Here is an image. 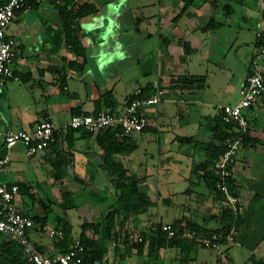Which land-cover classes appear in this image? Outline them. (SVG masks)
<instances>
[{"label":"crops","instance_id":"crops-1","mask_svg":"<svg viewBox=\"0 0 264 264\" xmlns=\"http://www.w3.org/2000/svg\"><path fill=\"white\" fill-rule=\"evenodd\" d=\"M5 1L7 0H0V4ZM65 1L35 0L28 7L17 11L14 16L15 34L8 32L16 40L14 76L6 79L0 86V93L5 92L7 98V104L0 109V125L30 130L40 119L48 115L56 125L64 126L74 113L105 110L103 94L111 90L113 96H116V78L122 76L120 65L135 68L145 54L147 39L155 36L157 42L156 51L154 50V54L157 53L155 73L151 75V70H141L137 77L138 83L128 84L123 101L119 105L115 97L116 104L120 106L119 112L122 111L131 98L132 90L137 86L149 87V91L165 89L168 98L159 102L162 104L160 107L156 108L158 103L145 110L150 125L148 130L139 133L157 132L163 129L162 119L165 116L163 107L169 106L170 102L167 100L175 97L173 100L177 102L178 107L175 125L172 128L175 139L167 143L168 136L164 134L165 132H161L164 139L160 140L157 137L154 150L165 162L170 160L182 163L190 158V170L195 172L194 179L205 185L198 171L194 170L195 164L205 157V153L194 151L188 148L187 144H180L176 138L180 135H192L196 138L198 133L203 136L208 135L209 140L213 137L212 121L218 115V105L229 102L224 91V83L230 77L232 69H230L231 61L227 58L228 53L223 51L222 44L213 42L211 36L207 34L214 31L213 27L204 29L203 26L212 14L215 15L219 5H225L224 11L219 13L227 15L230 21L226 22L215 16V26L218 23V26L223 27V30L219 31L220 34L229 38L232 34V22L237 23L231 20H234L236 8H238V17L245 21L246 27L255 23L257 25L254 47L249 55L251 61L258 47L257 33L264 34V8L260 6L261 3L259 4L256 0L252 7L249 0H194L184 7V0H151L150 3L142 2V4H139L138 0L137 2H134L135 0H92L97 4V11L80 20L79 35L85 48V55L76 56L65 41L62 18L58 10V5H63ZM83 1L87 0H73L70 7L75 8ZM225 27L228 28L225 29ZM237 28L239 30H235L237 35L235 40H239L243 32V27L241 28L238 23ZM215 35L219 34L215 33ZM134 37L139 42H136L137 39L131 40ZM183 43L189 46L190 51H185ZM205 46L213 47L219 58L203 53L201 50ZM240 51L241 48L238 47L235 55L242 60ZM71 60H75L79 67L75 68L69 64ZM203 62L206 63L205 70L199 65ZM249 67L250 62L247 65L244 80ZM56 72L62 74L60 79L54 78ZM64 73L70 74L69 79L64 78ZM75 77L78 81L73 82V89H70V80ZM180 77H190L194 83L190 87H173L174 80ZM195 84L201 85V89L194 88ZM63 85H67V88L64 89ZM189 103L193 105L189 107ZM181 104H185L186 112L180 109ZM210 106L214 116L206 120ZM247 109L251 110V116L248 118L252 139L239 150L241 154L239 155L238 152L232 168V177L240 201L239 207L244 210L254 203L253 216L262 218L264 217V197L256 194L258 191L264 193V100L258 101ZM141 141L142 139L139 143L136 141V149ZM175 141L178 143L175 144ZM17 145L7 149L3 142H0V154L8 153L10 156V164L0 172V179L24 182L32 186L36 179L35 184L41 186L45 183L47 176L52 175L49 169L55 158L57 145L54 148H45L33 156L27 155V159L21 156L11 158V151ZM65 146L64 141L58 145L63 155L69 160L64 167V176L59 181L68 176L69 167L77 170L79 176L95 175L97 178L103 174V170L92 167L90 164L93 156L97 158L99 155V147L94 137L79 135L75 140L73 154L66 151ZM167 146L175 150V156L178 157L165 153ZM175 167L177 168L174 171L175 178L178 182H186L182 178L180 166L175 165ZM198 203L210 207L211 212L202 211L196 220L189 215L190 218L207 227H217L218 222L209 218L211 214L217 212L220 205L214 194L203 195ZM20 206L24 212L21 195ZM258 206L263 208V216L257 217ZM33 231L39 232L31 229L30 236ZM249 236L251 232L246 231L242 225L235 234V242L246 244ZM263 240L264 237L261 241ZM34 242L44 252L53 253L60 250L55 245V240L52 243Z\"/></svg>","mask_w":264,"mask_h":264},{"label":"rangeland","instance_id":"rangeland-1","mask_svg":"<svg viewBox=\"0 0 264 264\" xmlns=\"http://www.w3.org/2000/svg\"><path fill=\"white\" fill-rule=\"evenodd\" d=\"M259 1L260 6L264 8V0ZM134 2H137L135 0ZM142 2L150 3L151 0H138L139 4ZM251 6L255 5L256 0H249ZM236 3V2H235ZM235 6V4H233ZM222 6V5H221ZM219 5L218 11L215 13L219 19L225 20L226 22L230 21V18L227 15L219 13L224 11V7ZM150 7V6H149ZM236 14L234 15V20L237 21L238 25L242 28L241 38L235 40L237 23L232 22L233 28L231 29V35L227 38L225 35L220 34V30H223V27L213 26L214 31L207 33L211 36L213 42H220L223 47V51L228 53L227 58L230 63V69L232 73L230 77L224 83V91L226 93L227 101L230 103H237L242 95L240 93L241 83L244 80V77L247 72V65L250 62V54L254 47V41L256 39V23L252 26L246 27L245 21L238 17L239 10L236 8ZM236 23V25H235ZM15 20L13 19L7 26V33L15 34L14 29ZM15 27V28H14ZM228 27H225L227 29ZM215 33L219 35H215ZM235 34V35H234ZM222 35V36H221ZM225 36V37H223ZM221 38V39H220ZM224 38V39H222ZM134 37L131 40H136ZM223 40V42H221ZM227 40V41H226ZM136 42H139L138 39ZM156 37H149L146 41L145 54L142 57L141 61L135 68H130L128 65H120L122 76L116 78V99L120 103L123 101L126 94L127 85L132 83L136 85L138 83V76L140 71L143 69L151 70V75L155 73V62L156 54L154 50L156 49ZM224 43V44H223ZM241 48L242 60H239L237 55H235V50ZM156 51V50H155ZM203 53L207 55L215 56L219 58L218 53L213 47H203ZM246 52L245 54H243ZM18 56V55H16ZM199 58V57H198ZM239 62V63H238ZM196 65V64H195ZM203 70L206 69V63H199ZM229 65V64H228ZM12 67H15V64L12 63ZM129 74V75H127ZM77 77L70 80V89H73V82H77ZM129 81V82H128ZM201 85L195 84L194 88L201 89ZM222 88V87H221ZM134 90V89H133ZM132 90V91H133ZM66 96V95H65ZM114 97V98H115ZM172 97V96H171ZM172 99H168L170 102L169 106L165 108V116L162 119V131H148V132H135L132 134V139L134 141H139L142 139L141 144L136 150L129 152V154H124L122 159L128 168L129 174H137L139 176L145 175V179L140 183L139 187L141 190L148 193L150 199L154 202L144 211H140L138 214H130L128 216H118L115 221V229L118 231L116 235H113L112 238H108L104 242L106 248L103 256H106L105 264H254L253 260H262L264 262V240L255 243V237L249 236L246 240V244H241L238 242H223L219 249H210L204 247L202 244V236L206 234L198 235L195 240V243H191L189 253L187 257L182 259V251L180 247L169 244L166 248L157 249L151 256L148 253V238L151 234L154 233V230L157 224L160 222L162 224H172L177 218H180L184 213L196 220L199 218L202 211L211 212L210 207L206 205H201L198 203L199 199L203 195H213L212 192L204 184L198 183L195 178V172L190 170L191 160H184L182 163L173 162V161H163L161 155L156 152V141L158 138L160 140L164 139V135L161 132H165L167 135V143L175 139L174 134L172 133V128L175 125V115L178 113L177 102ZM115 99V100H116ZM178 99V98H176ZM7 98L5 92L0 93V109H2L7 103ZM117 106L119 108L120 106ZM162 104L159 103L157 107H160ZM193 105L189 103L188 106ZM155 106V105H154ZM2 107V108H1ZM153 107V106H151ZM151 107H147L148 110ZM182 112H186L185 104L179 105ZM106 111L110 109L108 106L103 107ZM193 109V107H191ZM209 109V107H208ZM210 112L206 116V120L214 116L212 112V107L210 106ZM245 114L251 116V110L245 109ZM185 115V114H184ZM212 120V119H211ZM202 123V121H200ZM204 123V122H203ZM143 137V138H142ZM158 137V138H157ZM199 145H190L187 144L188 148L193 149L194 151H199L203 153L202 143L206 140L209 141V136H203V134L198 133L196 136ZM0 142H2V137H0ZM177 144L178 142H174ZM167 154H173L175 156V150L167 146V150L164 151ZM241 152H239V155ZM21 156L24 159H27V154L22 145H17L11 151V158ZM238 156V154H237ZM178 157V156H175ZM237 158V157H236ZM201 160H198V162ZM197 162V161H196ZM77 163V162H76ZM241 164V161H240ZM175 165L180 166V172L183 174L182 178L186 182H178L177 178L174 176V171L177 170ZM234 167V165H233ZM232 167V168H233ZM68 169V176L64 177L63 180L57 181L54 176L48 175L45 183L41 186L35 184L36 179H34V185L36 187V193L41 197H50L52 199L51 210L48 212L47 221L52 225H56L55 218L57 215H62L66 220L72 224V235L79 236L81 232V224L83 221L91 222H102L104 215L109 209V202L113 199V187L110 182V177L103 171L102 175L97 178H93V175L80 176L83 178L86 187L84 184L79 182L75 176L80 174L77 170H74L73 167ZM46 171V170H44ZM197 174V173H196ZM68 191L74 197L76 202L75 207L62 208L59 205V202L63 198V193ZM97 193L104 194L106 196L104 201L91 200L95 198ZM240 195V194H239ZM211 198V197H210ZM240 200L243 202L242 196L240 195ZM198 203V204H197ZM226 204V201H223ZM22 205V204H21ZM240 206V205H239ZM206 207V208H205ZM39 212L41 208L37 206L36 208ZM242 211V208H240ZM31 210L30 212H32ZM257 217L263 216V208H257L256 212ZM215 226V225H214ZM215 228V227H212ZM238 229L234 231V237ZM86 233L88 235H94L92 228H89ZM193 233L187 234V238H192ZM139 237L140 235L144 238L143 250L140 252L135 244L129 240V236ZM31 237L34 241L40 243H52L54 239L50 237L45 232H31ZM9 237L0 234V260L3 261V264H9V261L2 257V248L4 242ZM133 240V239H132ZM135 241V240H134ZM261 241V242H260ZM12 246L21 250L19 243L16 241H11ZM23 251V249L21 250ZM23 254V253H22ZM23 257V256H22ZM23 259V258H22ZM21 259V260H22Z\"/></svg>","mask_w":264,"mask_h":264},{"label":"trees","instance_id":"trees-1","mask_svg":"<svg viewBox=\"0 0 264 264\" xmlns=\"http://www.w3.org/2000/svg\"><path fill=\"white\" fill-rule=\"evenodd\" d=\"M194 0H184V7L192 3ZM73 0H66L63 5H58L60 17L62 18L64 37L70 50L76 56H84L85 48L80 38V20L97 11V4L95 1L87 0L78 3L75 8L70 7ZM223 7H226L225 5ZM215 25V15H211L208 22L203 26L204 29L212 28ZM264 44V34L261 35V39L257 45ZM184 44L185 51H190V48L186 43ZM69 64L75 68L79 67L75 60L69 61ZM194 83V80L190 77H180L174 80L173 87L184 88L185 86L190 87ZM143 87V86H142ZM149 87H143L145 92H148ZM104 105L110 107L108 110L111 113H119V108L116 109L117 104L111 90L106 91L103 94ZM95 110L92 112H97ZM86 112V111H85ZM148 125L142 130H148ZM233 124L225 122L221 119L220 115L212 121L213 137L206 142H203L202 149L205 153V157L195 164V171H198L199 176L202 178L205 185L214 192V197L220 203L215 214L209 216L210 219H215L218 222V226L215 228L207 227L199 222L193 221L189 215L183 214L180 218H177L171 225L175 230V234L171 237L167 236V232L162 229V223H158L154 233L148 238V253L151 256L157 249L166 248L169 244L180 247L182 251V259L187 257L189 253L190 244L195 243V238L200 234H209L212 231H224L229 232L232 228L234 230L239 229L240 226L251 232V236L255 237V243L259 242L264 237V217L255 218L253 216L254 203H251L246 209L240 210L238 207L237 211H234L227 203L224 204V195L216 185L217 181L222 177L220 172L213 167L214 162L220 157L224 149V141L228 135L235 133L233 130ZM120 128L108 127L102 131L92 133L82 129H75L67 127L64 134L59 137L49 147L54 148L55 158L51 162L50 172L54 178L59 181L64 176V167L69 163V160L58 148L60 142H65L66 151L73 154L75 151V140L78 136L83 137H94V140L99 147V155L93 156L90 161L92 167L100 168L109 177L111 185L114 189L113 199L109 202V209L104 215L102 222H91L83 221L81 224V232L79 236H76L85 247V256L88 260H93L103 257L106 250L104 242L108 238H112L118 231L115 229V221L118 216H128L130 214H138L140 211H144L149 206L154 204L150 199L147 192L141 190L139 187L140 183L145 179V175L129 174L128 168L124 163L122 156L129 154L137 147V142L131 137L132 134L124 137H119ZM77 133H80L77 135ZM177 141L180 144L199 145L197 139L192 135H180L177 136ZM249 128L244 134V144L250 141ZM48 148V147H47ZM3 153L0 154L2 156ZM232 169V168H231ZM76 179L86 184L82 177L75 176ZM95 179L96 176L93 175ZM224 183L230 190H235V184L232 176H227L223 179ZM20 190V195L23 196L24 214L32 218L35 222H46L48 212L51 210L52 199L50 197H41L36 193V187L24 182H17ZM257 196L264 197L263 192H257ZM106 196L101 193H97L95 198L91 200L104 201ZM62 208L75 207L76 202L70 192L65 191L63 198L59 202ZM39 206L41 211L39 212L36 208ZM33 210L32 212H30ZM56 226L63 230V236L59 240H55V245L60 250H66L74 240L72 235V224L64 218L62 215H57ZM92 228L94 235H88L86 231ZM193 233L192 238H187V234ZM3 234V233H0ZM5 235V234H4ZM7 236V235H6ZM144 240V239H143ZM133 242L138 248V251L143 250L144 241ZM235 240V237H234ZM11 238L6 239L2 248V257H5L9 264H24V253L21 250H17L12 246ZM245 244V243H244ZM39 250L43 251L41 247L37 246ZM23 253V254H22ZM23 256V257H22ZM23 258V259H22ZM22 259V260H21ZM254 264H264L262 260H253ZM0 264L3 261L0 260Z\"/></svg>","mask_w":264,"mask_h":264},{"label":"built area","instance_id":"built-area-1","mask_svg":"<svg viewBox=\"0 0 264 264\" xmlns=\"http://www.w3.org/2000/svg\"><path fill=\"white\" fill-rule=\"evenodd\" d=\"M32 1L35 0H7L0 4V86L6 79L14 76L12 63L16 53V40L7 33V26L17 11L28 7ZM261 35V32L257 33L258 40L261 39ZM61 75L56 72L54 78L60 79ZM69 77V73H64L65 79H69ZM63 88L66 89L67 85H63ZM240 93L242 97L237 103L226 102L218 105V115L223 121L233 124L235 133L226 137L224 149L213 164V167L220 172L222 177L216 185L222 191L226 203L234 211H237L240 205L238 194L234 189L230 190L223 179L232 176L231 168L243 146L244 134L250 128V120L245 114V109L260 100H264L263 43L258 45L251 58L249 71L241 85ZM167 98L165 89L145 92L142 86H137L132 91L127 105L119 113H111L106 110L82 111L72 114L64 126L56 125L52 118L46 115L30 130L0 125V137H2L5 148L10 149L21 144L29 156L49 147L64 134L67 127L96 133L108 127L118 126L120 128L119 137H124L135 132H141L149 123L146 108ZM9 164L10 156L8 153L0 156V172ZM31 229L45 232L54 240H59L63 236V230L56 225L47 221L35 222L24 214L20 206L18 183L0 179V233L7 235L22 246L24 264H105L106 256L93 260L86 259L85 247L77 237L66 250H58L53 253L41 251L30 236ZM162 229L167 232L168 237L175 234L174 228L169 223L163 224ZM234 231L233 228L229 232L212 231L202 236V244L206 248L219 249L223 242L234 241ZM132 237L130 235L128 239L133 242L144 239L142 235Z\"/></svg>","mask_w":264,"mask_h":264}]
</instances>
